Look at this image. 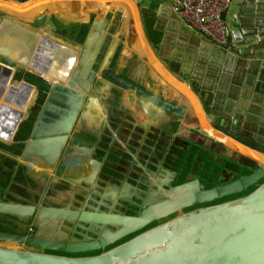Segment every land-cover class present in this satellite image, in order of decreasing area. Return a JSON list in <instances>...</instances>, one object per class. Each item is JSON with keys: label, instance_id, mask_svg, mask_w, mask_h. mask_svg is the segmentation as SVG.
I'll use <instances>...</instances> for the list:
<instances>
[{"label": "crops", "instance_id": "0c3cea01", "mask_svg": "<svg viewBox=\"0 0 264 264\" xmlns=\"http://www.w3.org/2000/svg\"><path fill=\"white\" fill-rule=\"evenodd\" d=\"M171 2L0 0V25L8 19L39 34L40 39L45 37L76 52L65 81L42 71L46 65L40 42L31 54L18 52L19 57H29L27 65L0 54V198L21 200L22 205L35 206L37 211L48 201L50 211H59L51 213L55 218L64 215L78 222L85 213L101 214L100 209L116 207L127 193L139 192L138 197L150 199L155 195V163L164 162L174 141V147L185 153L183 157L172 155L178 159L177 172L185 181L198 178L204 184L211 180L213 173L202 170L203 161L221 175L230 170L227 162L237 166L240 175L252 172L245 170L247 165H256L249 160L248 151L258 152L235 141L237 146L228 144L233 140L216 130L207 115L210 95L189 76L177 73L178 65L168 59L173 47L161 45L163 33L154 26L160 3L171 10ZM145 10L151 27L143 18ZM178 23L180 29L205 40L179 19ZM166 24L167 19L159 26L165 28ZM119 45L120 76L182 107L184 117L162 112L134 92L112 86L100 71L93 74L107 48ZM69 58L65 54V65ZM16 71L17 79L12 82ZM27 71L32 76L25 77ZM22 82L31 87L21 86ZM55 83L84 96L79 111L83 118L72 129L77 135L68 139L59 158L58 142L66 127L56 123L35 130ZM190 148L197 151L189 163L186 154ZM161 175L157 190H169V177Z\"/></svg>", "mask_w": 264, "mask_h": 264}, {"label": "water", "instance_id": "95a60500", "mask_svg": "<svg viewBox=\"0 0 264 264\" xmlns=\"http://www.w3.org/2000/svg\"><path fill=\"white\" fill-rule=\"evenodd\" d=\"M231 1L230 7L222 13L226 22V46L214 45L180 29L178 16L163 3L159 5L154 27L163 33L161 45L173 47L168 59L178 65L177 73L189 76L200 85L201 91L210 95L206 109L209 118L214 120V128L264 156V0ZM165 19L167 24L162 28L159 25ZM39 42L45 55L46 67H42V71L56 74L59 81H65L75 51L45 37L40 39L39 34L8 19L2 20L0 54L27 65L29 57H19L18 52L31 54ZM120 51V45L108 47L103 59L97 61L93 74L100 71L101 77L112 86L134 92L162 112L184 117L182 107L120 76ZM65 54L70 56L67 65L64 64ZM54 62H57L55 66ZM17 73L12 82L16 81ZM28 76H32L29 71L25 72V77ZM20 85L31 87L26 82ZM11 89L15 90L14 87ZM83 100V95L59 83L48 92L35 130L56 123L66 127L67 132L58 142L56 158L68 139L77 135L72 129L74 123L83 118L79 114ZM205 168H210V164ZM232 170L235 173L230 181L211 187H205L198 178L178 183L173 186L170 197L145 202L134 217L105 216L100 219L101 214L85 213L87 216L82 215L79 222L91 219L103 226L117 218L118 226L114 230L104 228L96 239H52L0 228V242L28 248L66 254L103 250L94 255L69 256L0 246V264H264V182L243 197L184 213L146 229L185 208L243 193L264 177L262 164H257L249 174H237L238 168ZM43 209L37 211L35 206L22 205L21 200L0 202V213L16 217L19 227L23 226L20 219L42 216ZM52 212L59 211H50V214ZM58 216L60 219L66 217L56 214V218ZM130 235L135 236L115 245Z\"/></svg>", "mask_w": 264, "mask_h": 264}, {"label": "rangeland", "instance_id": "374dc122", "mask_svg": "<svg viewBox=\"0 0 264 264\" xmlns=\"http://www.w3.org/2000/svg\"><path fill=\"white\" fill-rule=\"evenodd\" d=\"M143 18L146 22V25L148 27H151L150 18L148 16V13L146 12V10L143 13ZM151 38L156 43V41H155L156 39L153 38L152 35H151ZM161 55L164 56V58L166 57V53L162 52ZM167 63H168V65L170 64L169 61H167ZM170 66H172V65H170ZM176 144H177V142H175V141H174V143H172V145H173L172 151L169 152L170 155H166L168 157H166L164 162H162V160H161L160 162L156 161V163H155L156 164L155 170H154L155 175H152V177H153L152 184H153V186H155V195L152 198L147 199L145 196H141V195H139V197H138L139 192L127 193L126 196L121 199L120 204L117 205L116 207H114L112 209L111 208L100 209V211H101V218L100 219H102L105 216L106 217L120 216V217H127V218L134 217L140 211V209L142 208V206L144 205L145 202L156 201L159 199L170 197L172 195L173 186L178 184V183L185 181L184 176L179 175L177 172L178 171V168H177L178 167V163H177L178 159L173 158L174 155L183 157V155H185V153L183 150L181 152L178 151V149H176L174 147V145H176ZM179 144L183 145V143H179ZM206 145L209 146V144H206ZM196 151H197L196 148H193L192 150H191V148L188 149L186 157L188 158L189 163H190V161L194 160V156L196 154ZM189 163L187 164V168L191 167V165ZM206 165H209V162L203 161V163L201 165L202 170L204 168V171L208 172V170H209V172L211 171V173H213V174H212L211 180L209 182L208 181L204 182L205 187H211V186H214L216 184L226 183V182L230 181L231 175L235 173V172H233L232 169L233 168L237 169V166H231L230 165V167H232V169H230L229 171H225L223 173V175H221V174H218V172L215 170L214 167H212L211 169L210 168L206 169L205 168ZM246 167L247 168L245 170L250 172V171H253V169L255 167H257V164L253 165V166L247 165ZM220 170H222V169H220ZM162 173L165 174V177H169L170 184H171V187L169 188V190H165V191L157 190L158 188H160L159 185L161 183V176H162L161 174ZM216 173L218 175H216ZM237 174H240V172ZM130 178L131 177H129V179ZM262 182H264V177L258 183L252 185L247 190H245L243 193H239V194H236L233 196H228L226 198L214 201L212 203L196 204L192 207L185 208L181 212H178V213H176V214H174V215H172L166 219L154 222L153 224L149 225L146 229L160 225L163 222L168 221L170 219H173V218H175L179 215H182L184 213H188V212H191L194 210H198V209H201L204 207L216 205L219 203H223L226 201H230V200L248 195L249 193L254 191ZM149 184H151V181H149ZM135 195L138 198L134 199ZM0 202L14 203L17 201L12 200L10 198H7V199L0 198ZM50 206H51L50 202L46 201L43 204V208H44L43 210L45 213L42 214V216L34 215L32 217L27 216V217L20 219V221H22V223H23L22 227H19L18 224L15 222V220L17 219L16 217H12V216H9L8 214L0 213V228L4 229V230H9V231H16V230H20L23 232L31 231V233L34 235L52 238V239H59V238L64 239L65 238L66 240H81V239H96L101 234V231L104 228H106L108 230H114L119 224L117 221L116 222L112 221L111 223H109L107 225L99 226V225L95 224L91 219L85 220L84 222H78V221H76L72 218H69V217L64 218V219L63 218L56 219V218H54V216L52 214H50V211H49ZM65 208H67V207H65ZM134 236L135 235H130V236L120 240L115 245H118L122 242H125ZM115 245H112V246H115ZM0 246L10 247V246H12V244L6 243V242H0ZM112 246H110L109 248H111ZM25 248L27 250H34V251L40 250V249H34V248H28V247H25ZM40 251H43L46 253H57V254L69 255V256H81V255L98 254V253H101L103 250L97 251V252H90L87 254H79V253L78 254H66L63 252H56V251H51V250H40Z\"/></svg>", "mask_w": 264, "mask_h": 264}, {"label": "built area", "instance_id": "2783aa9c", "mask_svg": "<svg viewBox=\"0 0 264 264\" xmlns=\"http://www.w3.org/2000/svg\"><path fill=\"white\" fill-rule=\"evenodd\" d=\"M231 3V0H172L170 7L186 29L214 45L226 46V22L222 19V13ZM25 247L12 244L8 248L27 250Z\"/></svg>", "mask_w": 264, "mask_h": 264}, {"label": "bare ground", "instance_id": "6f19581e", "mask_svg": "<svg viewBox=\"0 0 264 264\" xmlns=\"http://www.w3.org/2000/svg\"><path fill=\"white\" fill-rule=\"evenodd\" d=\"M224 140L229 141V140H227V138H224ZM228 144L233 145V146H237L234 141L229 142ZM248 152L250 153V156H251L250 160L251 161L255 162L256 164L264 165V156H262L258 153L252 152V151H248Z\"/></svg>", "mask_w": 264, "mask_h": 264}, {"label": "flooded vegetation", "instance_id": "af4514ba", "mask_svg": "<svg viewBox=\"0 0 264 264\" xmlns=\"http://www.w3.org/2000/svg\"><path fill=\"white\" fill-rule=\"evenodd\" d=\"M174 68H176L174 65H173Z\"/></svg>", "mask_w": 264, "mask_h": 264}]
</instances>
